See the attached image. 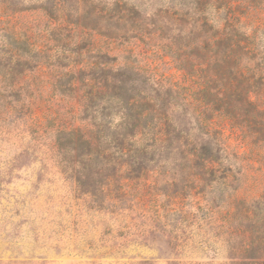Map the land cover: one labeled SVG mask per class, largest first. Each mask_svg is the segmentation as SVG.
<instances>
[{
    "label": "rangeland",
    "instance_id": "obj_1",
    "mask_svg": "<svg viewBox=\"0 0 264 264\" xmlns=\"http://www.w3.org/2000/svg\"><path fill=\"white\" fill-rule=\"evenodd\" d=\"M129 1L146 16L136 20L142 28H112L127 36L110 39L100 35L107 28H58L39 10H21L36 0H0V80L17 81L20 96L11 98L0 83V264H262L264 0L236 11L235 25L251 39V54L240 66L261 79L262 91L255 87L251 98L262 102V126L206 115L210 136L201 129L195 134L219 146L211 185L196 183L182 155L164 153L143 174L111 173V182L93 175L81 187L52 148L56 131L82 126L63 74L71 64L58 59V46L81 54L73 59L77 68L97 52L106 54L114 59L110 66H133L144 79L175 86L199 108L193 92L204 74L202 57L186 47L180 54L192 59L181 63L166 48L176 39L183 48L210 42L212 31L198 28L197 6L191 0ZM165 8L190 17L154 22L152 14ZM212 15L214 30L222 29L223 14ZM23 56L31 58L27 71L13 67ZM188 123L193 127V117Z\"/></svg>",
    "mask_w": 264,
    "mask_h": 264
},
{
    "label": "trees",
    "instance_id": "obj_2",
    "mask_svg": "<svg viewBox=\"0 0 264 264\" xmlns=\"http://www.w3.org/2000/svg\"><path fill=\"white\" fill-rule=\"evenodd\" d=\"M191 3L199 12L198 28H209L213 33L210 42L202 41L183 48L182 44L175 43L176 39L166 48L181 63L192 59L187 53L186 56L180 54L186 47L200 54L198 59L202 57L199 66L204 74L200 77L199 89L193 92L199 108L175 86L144 79L143 72L133 66H110L114 59L106 54L97 52L77 68L78 63L73 59L81 54L58 46L62 55L58 59L71 64L63 74L68 77L67 87L73 94L69 98L78 103L82 126L56 131L52 148L59 153L63 168L75 177L79 186L83 187L93 175L111 182V173L143 174L148 163L164 153L182 155L184 166L189 174L196 176V183L208 181L211 185L214 164L219 162V146L216 141L202 140L195 134L201 129L205 131L204 136H210V130H205L208 127L206 115L219 113L233 124L250 129L262 126V102L259 106L251 98L255 87V91H262L261 79L250 74L246 66H240L251 54V39L235 26L239 22L236 11L253 5L260 7L262 0H191ZM33 5L22 6L21 10H39L45 18L55 21L58 28L63 25L107 28L100 35L110 39L127 36L112 28L127 23L132 28H142L136 20L143 21L146 17L141 8L129 0H36ZM167 9L152 14L156 18L154 22L162 23L163 19L177 22L183 21L185 16L190 17L182 12L171 15ZM213 11L223 14L222 29L214 30ZM164 26L158 25L159 28ZM138 33L143 35L142 30ZM135 35L131 33L130 38ZM39 52V58L45 60L44 56L40 57L44 50ZM28 59L31 60L26 56L17 58L13 67L29 70L31 62ZM0 83L2 88L9 90L11 98H20L16 96L19 94L17 81H13L12 86L6 80ZM22 106L29 111L25 103ZM192 117L193 127L188 123Z\"/></svg>",
    "mask_w": 264,
    "mask_h": 264
}]
</instances>
